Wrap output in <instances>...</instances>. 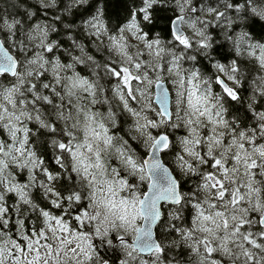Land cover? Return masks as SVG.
Returning <instances> with one entry per match:
<instances>
[{
    "label": "snow or ice",
    "instance_id": "obj_1",
    "mask_svg": "<svg viewBox=\"0 0 264 264\" xmlns=\"http://www.w3.org/2000/svg\"><path fill=\"white\" fill-rule=\"evenodd\" d=\"M13 6L0 264H264V0Z\"/></svg>",
    "mask_w": 264,
    "mask_h": 264
},
{
    "label": "trees",
    "instance_id": "obj_2",
    "mask_svg": "<svg viewBox=\"0 0 264 264\" xmlns=\"http://www.w3.org/2000/svg\"><path fill=\"white\" fill-rule=\"evenodd\" d=\"M33 0H28V3H32ZM17 4V0H0V12L7 11L10 14L15 15L18 11H22L18 7L13 5Z\"/></svg>",
    "mask_w": 264,
    "mask_h": 264
}]
</instances>
